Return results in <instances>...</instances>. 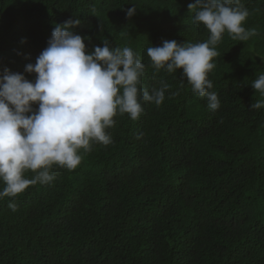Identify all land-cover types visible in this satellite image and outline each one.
I'll list each match as a JSON object with an SVG mask.
<instances>
[{
	"label": "trees",
	"instance_id": "obj_1",
	"mask_svg": "<svg viewBox=\"0 0 264 264\" xmlns=\"http://www.w3.org/2000/svg\"><path fill=\"white\" fill-rule=\"evenodd\" d=\"M194 2L0 0V72L34 82L26 65L55 25L79 19L71 30L86 52L105 39L129 46L146 66L150 94L169 85L162 104L144 103L137 120L116 116L107 130L113 142L94 144L76 169L53 166L50 184L0 200V264H264V107H250L264 99L251 86L264 74V0H241L244 27L260 35L241 42L225 33L216 46L208 78L217 110L192 92L182 69L156 72L146 51L209 38L193 23Z\"/></svg>",
	"mask_w": 264,
	"mask_h": 264
},
{
	"label": "clouds",
	"instance_id": "obj_2",
	"mask_svg": "<svg viewBox=\"0 0 264 264\" xmlns=\"http://www.w3.org/2000/svg\"><path fill=\"white\" fill-rule=\"evenodd\" d=\"M127 9L135 15L137 6ZM194 12L193 23L203 25L209 38L200 43H178L165 40L162 46H150L147 55L156 71L174 73L182 69L183 76L198 97H206L208 108L220 107L209 73L219 55L216 46L225 33L236 41H247L260 33L246 29L249 10L241 0H195L188 5ZM95 13V9H93ZM79 19L55 25L48 46L29 63L25 72L35 73V81L7 68L0 72V200L15 199L30 185L50 184L55 177L53 166L69 171L76 169L82 153L94 144L110 145L108 129L115 126L118 115L127 114L137 120L144 112V103L160 106L169 85L153 88L151 94L143 87L145 64L139 53L129 46L103 47L86 52L84 38L71 29ZM251 86L264 97V74ZM34 105H38L34 109ZM251 108L264 107V99ZM34 173L31 179L26 173ZM8 207L16 211L17 205Z\"/></svg>",
	"mask_w": 264,
	"mask_h": 264
}]
</instances>
